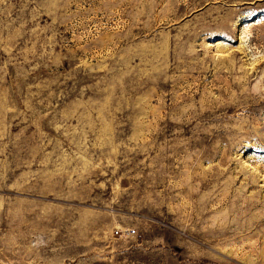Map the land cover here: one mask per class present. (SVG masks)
I'll list each match as a JSON object with an SVG mask.
<instances>
[{
  "label": "rangeland",
  "instance_id": "374dc122",
  "mask_svg": "<svg viewBox=\"0 0 264 264\" xmlns=\"http://www.w3.org/2000/svg\"><path fill=\"white\" fill-rule=\"evenodd\" d=\"M0 264H264V0H0Z\"/></svg>",
  "mask_w": 264,
  "mask_h": 264
},
{
  "label": "built area",
  "instance_id": "2783aa9c",
  "mask_svg": "<svg viewBox=\"0 0 264 264\" xmlns=\"http://www.w3.org/2000/svg\"><path fill=\"white\" fill-rule=\"evenodd\" d=\"M127 231H128V232H130V233H133V232H134L133 230H130V229H129V230H127Z\"/></svg>",
  "mask_w": 264,
  "mask_h": 264
}]
</instances>
